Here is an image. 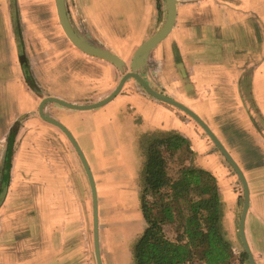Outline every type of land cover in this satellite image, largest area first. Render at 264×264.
I'll list each match as a JSON object with an SVG mask.
<instances>
[{
    "label": "rangeland",
    "instance_id": "374dc122",
    "mask_svg": "<svg viewBox=\"0 0 264 264\" xmlns=\"http://www.w3.org/2000/svg\"><path fill=\"white\" fill-rule=\"evenodd\" d=\"M175 1L177 8L185 3H192L190 0ZM18 4L22 14L19 17L22 46L19 47L20 49L18 48V55L25 58L28 75L34 89L27 86L31 93L25 91L26 88L23 86L20 88L19 81L13 78L14 68L7 59L9 33L4 27L1 15L0 170L7 138L12 132L14 141L9 179L6 186L1 188L0 204L9 191L11 172H13L12 168L17 157L19 161L14 171L16 181L12 202L3 214L4 218L9 217V210L16 206V198L20 192L19 175H25L21 182L23 191L19 196V208L17 209L18 214L25 220L17 222L15 232H17L16 237L19 242H22L21 239H26L27 246L18 254L13 253L11 258L5 260L1 258L0 260L7 264H96L93 253L91 194L85 171L73 147L60 130L51 126L52 133L47 136L40 129L37 134L36 126L30 128L32 124L46 126V123L38 117L35 110H30L29 102L33 104V102H40L43 98L51 97L42 88L40 81H47L51 85L49 88L54 92L58 90L66 92H59V94H64V97L61 96L64 99L86 100L88 96L94 97L93 93L85 95L86 88L83 81H81L83 89L67 90L73 81L67 71L69 67L73 68L75 72L78 70L96 73L97 80L101 81L99 86H102L96 89L95 93L101 94L115 88L120 78L131 72L130 62L133 55L129 56V54L134 51L132 45L139 39L138 23L140 26L141 19L143 17L145 19L150 13L153 23L147 38L149 39L155 34L164 21V0H95L94 6L96 5L98 9L101 7L110 8L114 29L118 34L124 33L120 28L126 19H130L131 24L134 23L132 26L130 24L131 27L129 26L130 32L124 38L125 43L114 44L112 39L115 40L116 36L109 34V42L112 41L117 54L102 42H98L89 33L92 25L82 16L83 10L80 1L64 0L66 15L72 29L78 36L91 44L112 51L123 61L121 68L87 56L70 43L59 25L54 0H19ZM94 6L93 9L96 8ZM233 8H236V55H232V58H236L237 61L239 57L240 59L257 58L260 54L259 56L264 59V0H248L247 2L236 0ZM49 20L51 25H56L58 28L41 32V21L46 23ZM97 26L100 27V24L97 23ZM45 29L46 27L43 28V31ZM53 33L59 34V44L63 52L59 61L64 65L61 63L60 67L53 66L51 60H55L60 53L57 55L50 53L53 42L50 37H46ZM222 35L229 36L231 31H223ZM168 36L154 49L145 64L134 73L144 79L148 86L158 94L170 98L164 93H168L170 87L180 86L181 88L178 87L174 94H181L185 97L191 93V90L185 87L188 76L185 68L181 67L180 63L182 62L178 59L176 47L174 45L166 47ZM259 60L260 58H258ZM247 61V59L242 60L241 70L243 73L250 72L247 69ZM46 62L51 65V73L55 78L53 81L45 76L44 78L40 76V67L42 64L47 65ZM257 66L259 67V65ZM168 74L177 80V84L174 80L173 82L167 80L166 85L161 83L163 77L165 80L169 77ZM104 80L108 84L106 88ZM124 85L117 95L118 98L94 111L77 113L51 103L46 104L43 108L46 114L69 130L91 170L97 194L98 246L101 264H133V246L145 229V223L140 213V194L143 188L146 149L153 140L172 133V131L166 130L168 127L169 129H174V126L178 127V123L166 111L170 109L165 107L166 104L150 97L133 79ZM68 100L62 101L68 103ZM187 100L188 107L204 123L212 127L210 130L233 160L236 162L237 159L238 164L237 162L236 164L240 165L241 171L248 172L246 171L248 165L251 167L254 163L240 158L237 149L240 143L249 144L251 138L242 136L243 132L236 129L235 120L224 121L217 116L207 115L202 106L193 104L192 100ZM53 110L63 113L54 115ZM171 110H176L173 112H176L180 122L183 123L180 124L183 129H186L184 121H189L188 124L192 122L196 129H193L195 134L189 130L191 125L184 132L175 129L179 134L191 132V138H183L189 142L192 153L180 151L173 156L164 154L168 176L174 179L181 167H193L210 172L215 177L221 203L220 229L236 258L239 259V256H245L237 231L243 200L241 185L222 155L204 136L203 131L182 112L175 108ZM236 132L237 135L242 136L239 142L236 139ZM36 134L39 140L46 135L49 143L37 142ZM57 136L62 137L63 142V144H58L59 155L52 152V146L55 147L57 143ZM36 144H41V149L45 150H39ZM251 146H255L254 141ZM19 150L21 151L18 153ZM244 157L248 156L244 155ZM257 157L259 156L257 155ZM257 157L255 156L256 160ZM47 170L50 172V176H48ZM232 192L238 196L237 206L236 202L234 204L233 199L231 200ZM46 193L50 198L49 205L46 203ZM13 217L15 216L13 215ZM251 220L249 218L247 220L246 240L255 264H264V228L258 222ZM7 226L8 224H5L6 228ZM165 233L173 237L170 227L165 228ZM41 253H43V259L40 258ZM243 264H247L246 256Z\"/></svg>",
    "mask_w": 264,
    "mask_h": 264
},
{
    "label": "crops",
    "instance_id": "0c3cea01",
    "mask_svg": "<svg viewBox=\"0 0 264 264\" xmlns=\"http://www.w3.org/2000/svg\"><path fill=\"white\" fill-rule=\"evenodd\" d=\"M18 1L19 0H15V7L18 21H20L19 17L22 14L19 8ZM79 1L82 5V16L89 24L92 25V29L89 33L96 40H98V42H102L105 46L111 48L116 53L113 47V43H125L124 38L126 34L130 32L129 29L134 23L132 22L131 24L130 19H126L122 24V28L119 27L124 33L118 34V32L114 29L113 21L111 18L112 16L109 12L110 8L108 9L106 7H101L100 9H98V7L95 5L96 8L93 9L95 0ZM184 1L186 2L189 0ZM190 1H192L191 4L185 3V5H182L180 8H177L176 6V19L174 26L167 38L168 40L166 42V47L169 48V46L171 45H174L176 47L178 59H180V62H182L180 63L182 64L181 67L185 68V72L188 76V82L185 87L191 90V95L188 94L189 96L187 95L183 97L181 94H174V91L178 87L181 88L180 86L170 87V89H168V93H164V95H169L172 100L183 104L189 109L190 107H188L187 105V99H189V101L192 100L193 104L195 105L198 104L202 106L203 110L207 112V115H210L212 117L217 116L218 118H222V120L224 121H230V119H233L236 121V129H239L243 132L242 136L245 135L244 137L247 136L249 137V139L251 138V142L249 144L240 143V146L237 149L240 158L245 159L249 163H254V165L251 167H249L250 165H248V168L246 169V171L248 172L244 173L243 171V175L245 177L249 191V206L246 214L244 231L245 233L247 231L248 218L252 219L251 221L258 222V224L261 225L262 228H264V59L263 57L261 58L259 56L260 54L257 58H244L248 60L247 69H249L250 72L243 73L241 70V63L244 59H240L239 57L236 61V58H232V55H236V8H233V4L234 2H236V0ZM243 1L247 2L248 0ZM246 5L248 6V3H246ZM12 10L13 9L11 0H0V16L2 15L1 18L4 27H6L9 33V38L7 42L9 51L7 52V59L10 65L14 68L13 78L16 81H19L18 83L20 88L21 86H23V88H26L25 91L31 93V91L28 90L27 84L23 76V67L21 66L23 62H19L20 57L18 55V48L22 46V39L20 38L21 42L18 46V41L16 40V37L14 35ZM109 20L110 22L108 23ZM44 22L45 21H41V32H48L51 28H53L54 30L58 28L56 25H51L50 20L48 22L46 21V23ZM97 23L100 24V27L97 26ZM152 23L153 17L150 13L147 17H145V19L144 17L141 19L140 26L138 23L137 30L139 39L132 45L134 47V51H131L129 56L133 55L135 50L148 39V32L151 28ZM45 27L46 29L45 31H43V28ZM226 30L231 31V35L223 36L222 32H226ZM109 34L110 36H113L114 34L116 36L115 40L112 39L113 43L112 41L111 43L109 42ZM46 37H50L53 42L52 47L50 46L52 49L50 53L56 55L60 53L55 60H51L53 66H59L62 63L61 61H59V59L63 54L61 45L59 44V34L56 35L53 33L51 35H46ZM258 58H260L259 61ZM45 64L47 65L44 66V64H42L40 67V76H42L43 78L45 76L46 78L51 79L53 81L55 78L51 73V65L48 62H46ZM62 64L64 65V63ZM257 65H259V67ZM67 71L73 79L71 84L67 87V90L78 91L80 90L79 88L83 89V87L81 86V81H83L85 83L84 87L86 88L85 95L87 96L93 93L95 96H88L87 99L83 97V99L86 100L64 99V94H59V92H66L59 90L54 92L53 90H51V88H49L51 85L47 81H40L42 88L47 91L48 96L61 100H68V103L74 105H88L99 102L104 97L108 96V94L114 88L113 87L111 90L109 89L107 92L101 94L95 93L94 91H96V89H99V87L102 86H99L101 81L97 80L98 76L96 75V73L92 74V72L78 70L75 72V70L70 67L67 69ZM168 76L169 77L166 80L164 79V77L162 78V84L166 85L167 80L173 82L174 79L171 77V75L168 74ZM105 81L106 80H104L103 82L106 88L108 87V84ZM174 81H176L177 84V80ZM124 86L125 85H123V87ZM26 97L29 100L27 94ZM118 97L119 96L115 97L113 100ZM38 103L39 102H33V104H30L29 102L30 110L36 111ZM165 107L170 108L166 111H168L170 117L172 116L171 118L178 123V127L174 126V129H169L168 127L166 130H170L173 133H177V130L180 132H184V130L189 129V125H191L189 130H191L192 133L195 134V131L193 129L196 128H194L195 126H193L194 124L192 122L188 124L189 121H184V123L186 122V125L184 124L186 129H183L180 125L183 123L180 122L176 112H173L176 110H171L172 108L167 105H165ZM75 112L79 113L80 111ZM52 113H54V115H57L62 114L63 112L59 110H53ZM35 126L36 128H38L37 134L39 133V129L43 133H46L47 136L49 133H52V125L50 124L46 123V126H37L36 124H32L30 125V128H35ZM207 126L212 129L210 125ZM190 133L186 132L185 134H177H183L181 135L182 137L189 139L191 138ZM45 136L42 137L41 140H39L37 137L36 141L39 143L41 141V144L49 143V139L46 138L47 136ZM242 136L237 135L236 132V139H238V142L240 141V138H242ZM243 140L247 142L245 139ZM56 141V146H52V152H56L59 155L60 149L58 147V144H63L62 137L57 136ZM252 141H254L255 146H251ZM41 144H36V146L39 148V150H45L41 149ZM20 151L21 150H19L18 153ZM23 151L25 152V150ZM244 155L248 157H244ZM257 155L259 157H257ZM255 156L257 157V160L255 159ZM18 161L19 159H17L16 157L14 167L12 168L13 172H11L12 178L10 181L9 191L5 195L3 202L0 204V259L2 258L3 260L11 258L13 256V253L18 254L20 250H23V248L27 246V244H25L26 239H21L22 242H19L18 238L16 237L17 232H15V225L18 224L17 222L25 220V218L21 217V215L17 212V209L19 208V196L23 191L21 182L23 176L25 175H19L18 186L20 192L16 198V206L9 210V217L4 218L3 214V212L8 209L12 202V188H14L13 185L16 181V173L14 171L16 169L15 166L18 164ZM47 173H49L48 176H50V172L48 170ZM47 184L49 186V182ZM230 195L231 200L233 199L232 202H234V204L236 202L237 206V194H234L232 192ZM46 203L48 205L50 203V198L48 194L46 198ZM13 215L15 217H13ZM5 224H8L7 228L5 227ZM43 253H41L40 255L41 259H43ZM0 264L7 263L1 262L0 260Z\"/></svg>",
    "mask_w": 264,
    "mask_h": 264
},
{
    "label": "trees",
    "instance_id": "16d2710c",
    "mask_svg": "<svg viewBox=\"0 0 264 264\" xmlns=\"http://www.w3.org/2000/svg\"><path fill=\"white\" fill-rule=\"evenodd\" d=\"M12 2L14 34L20 41L15 0ZM23 76L34 89L27 67ZM13 132L4 153L5 181L9 179ZM192 153L189 142L177 133L153 140L146 149L140 213L145 229L133 246V264H243L236 258L220 229V197L215 177L203 169L181 167L168 176L164 154ZM170 227L172 235L165 233ZM241 257V258H240Z\"/></svg>",
    "mask_w": 264,
    "mask_h": 264
},
{
    "label": "water",
    "instance_id": "95a60500",
    "mask_svg": "<svg viewBox=\"0 0 264 264\" xmlns=\"http://www.w3.org/2000/svg\"><path fill=\"white\" fill-rule=\"evenodd\" d=\"M54 3H55L56 14L59 25L65 37L70 41V43L74 47H76L79 51L86 54L87 56L103 60L105 62L114 65L117 68H121L123 66V61L118 56H116L112 51H107L97 45L91 44L90 42L84 40V38L78 36L77 33H75L74 29H72V27L70 26L67 20L64 0H54ZM176 6H177V2L175 0H164L165 14L161 28H159L155 34H153L149 39L143 42L135 50L130 62L131 72L124 74L120 78L114 90L106 98L93 104L74 105V104L66 103L54 97H46L40 100L36 109V113L38 117L43 122L56 127L67 138V140L73 147L76 155L78 156V159L80 160L81 165L85 171L89 183L90 194H91L93 253L96 264H101V259L99 255V246H98L97 194H96L95 183L91 170L88 166V163L86 162L84 154L82 153L80 147L78 146L77 142L75 141L74 137L69 132V130L61 123L57 122L56 120L52 119L48 114H46L43 111V108L46 104L52 103L62 108L68 110H75V111L98 109L99 107H102L107 103H109L110 101H112L119 94L123 85L131 79L136 81L141 86V88L156 101L166 104L172 108H175L178 111L185 114L186 116H188L203 131L204 136H206L212 142L215 149L222 155L224 160L230 166V168L236 175L238 182L241 185L242 194H243L242 207H241V212L237 226L238 237L242 246V251L246 256L247 264H255L244 231L245 219L249 206V191L243 172L236 164V162L233 160V158L230 156V154L227 152V150L224 148V146L217 139V137L214 135V133L201 120V118L198 115H196L193 111H191L183 104L175 100H172L168 97H165L161 94H158L148 86V84L144 81V79H142L138 74L134 73L145 64L150 54L168 36L170 31L172 30L176 19ZM23 61H24V57L21 56L19 58V62L22 63Z\"/></svg>",
    "mask_w": 264,
    "mask_h": 264
},
{
    "label": "flooded vegetation",
    "instance_id": "af4514ba",
    "mask_svg": "<svg viewBox=\"0 0 264 264\" xmlns=\"http://www.w3.org/2000/svg\"><path fill=\"white\" fill-rule=\"evenodd\" d=\"M66 12V11H65ZM67 17V15H66ZM68 20V18H67ZM69 22V21H68ZM19 23V21H18ZM75 31V30H74ZM20 33V32H19ZM76 33V31H75ZM21 40V39H20ZM19 43L20 41H18V46H19ZM19 57H21V55H19ZM23 68L26 67V63H25V58H24V61H23V64L21 65ZM14 130V128H12ZM6 149V148H5ZM5 164H4V158H3V164H2V168L0 170V191H1V188L4 186V181H5Z\"/></svg>",
    "mask_w": 264,
    "mask_h": 264
},
{
    "label": "bare ground",
    "instance_id": "6f19581e",
    "mask_svg": "<svg viewBox=\"0 0 264 264\" xmlns=\"http://www.w3.org/2000/svg\"><path fill=\"white\" fill-rule=\"evenodd\" d=\"M15 181V180H14ZM13 186H15V182H14V185ZM13 189V188H12Z\"/></svg>",
    "mask_w": 264,
    "mask_h": 264
}]
</instances>
